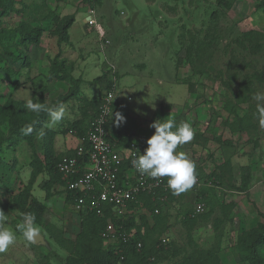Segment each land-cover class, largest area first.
I'll list each match as a JSON object with an SVG mask.
<instances>
[{
  "label": "rangeland",
  "instance_id": "rangeland-1",
  "mask_svg": "<svg viewBox=\"0 0 264 264\" xmlns=\"http://www.w3.org/2000/svg\"><path fill=\"white\" fill-rule=\"evenodd\" d=\"M260 1L0 0V106L8 100L25 105L31 99L49 108L62 103L64 119L52 125L48 115L45 124L55 129L59 148L73 150L80 144L77 133L87 128L96 102L111 88L115 101L111 119L118 111L125 118L110 127L117 154L132 140L147 147L155 131L150 125L157 120L192 125L193 140L177 151L195 162L200 183L161 199L159 214L165 222L150 231L147 248L153 244V250L133 264H171L188 254L185 217L191 220V238L199 247H214L222 264H248L238 258L237 234L256 227L264 212V126L258 109L264 102L254 99L255 94H264V82L255 77L264 71ZM69 14L74 16L69 39L57 44L55 22ZM26 24L40 25L43 33L37 45L23 49L15 30ZM249 31L256 33L253 39L246 37ZM19 53L30 66L14 61ZM56 55L74 78V92L69 81L48 80ZM6 69L15 76L6 75ZM103 73L109 89L99 85L97 78ZM86 101L91 103L88 108ZM5 126L0 125V140ZM33 152L43 157L39 134L33 149L24 141L13 149L0 145V209L7 215L5 226L17 233L15 243L0 253V264H64L67 256L49 236L47 242L32 244L18 231L23 220L11 199L29 181ZM227 161L230 166L225 168ZM244 165L251 170L243 191ZM45 177L44 172L36 177L31 195L44 203L45 221L72 236L81 220L61 185H54L45 198L38 186ZM199 202L204 208L195 215ZM141 211L135 210L139 223ZM36 225L43 230L42 224ZM139 231H144L142 223Z\"/></svg>",
  "mask_w": 264,
  "mask_h": 264
},
{
  "label": "trees",
  "instance_id": "trees-1",
  "mask_svg": "<svg viewBox=\"0 0 264 264\" xmlns=\"http://www.w3.org/2000/svg\"><path fill=\"white\" fill-rule=\"evenodd\" d=\"M258 6L264 8V0H261ZM2 12L4 11L1 10V13ZM73 21L74 16L72 14L64 15L56 20L53 34L57 37V44L68 41V29ZM42 33L43 28L40 25L33 26L26 24L25 28L17 27L15 30V34L19 37L18 44L23 49H27L29 45H37ZM255 34V32L249 31L246 33V37L253 39ZM23 59L24 57L19 53L14 58V61H18L22 67H27L29 61L26 60L25 63H23ZM5 72L6 75L10 77L15 76V72L12 71V69H6ZM48 77V80L58 78L60 80L69 81L72 84L74 83V78L72 77L70 70H68L67 64L61 59L58 60V55H56V57L50 62ZM255 77L259 81L264 82V71L256 73ZM106 78L107 77L104 73L97 78L100 87L103 89H109L111 85ZM74 87L75 85L73 84V92L75 89ZM101 98L96 102V112L100 105ZM85 104L88 108L91 103L86 101ZM44 107L45 110L37 114L27 110L23 102L12 103L8 100L0 106V125L6 124V131L0 140V145L5 143L7 149H13L19 144V142L24 141L33 149L35 147L36 135L41 134L43 140V157H39L35 152L32 153L29 162L31 167L29 181L27 185L19 193L13 195L11 199L13 206L19 211L21 219L23 220V214L25 213L34 214L35 223L42 224L48 236L66 251L67 256L64 264H117L121 262L123 264H133L137 262L138 259L145 257L149 250H153V244L150 248H147L148 239L151 234L150 231L157 226H163V223L165 222V218L161 217L159 214L161 198L171 196L174 192L170 189H157L154 192H138L135 196V201L128 203V212L125 213L123 217L113 216L110 208L107 206H105L104 214L102 216L91 212L82 217L79 216V219L81 220L80 229L72 236L64 229L49 221H45L44 203L31 195V185L36 177L42 172L46 174V177L42 178L38 183V186L45 192V198L51 195L52 187L54 185H61L64 188L65 200L70 204L73 200V193L66 188L65 181L61 179L57 170V163L62 156L60 157L54 152V131L44 128L49 115L47 111L49 107ZM114 120L115 118L113 120L110 119L106 124L108 134ZM29 124L32 125L33 131L31 134L25 135L22 133L21 129ZM88 126L84 131L77 133L79 138L82 139V145L84 146V160L87 157L89 148L86 142ZM238 126H240V124H238ZM142 147L144 149L147 148L143 143ZM74 152L75 149L68 151L64 155H71ZM229 162L230 161H227L225 163V168H227V165L230 166ZM129 168L130 159H123L118 173L120 179L124 172ZM250 168L249 165L240 167L242 173L240 184L243 191L247 190L250 181ZM156 208L158 209V212L154 213V209ZM140 209L143 210L138 215L140 222L144 226V231H142V233L139 231L141 223L137 222L135 217V210L140 211ZM259 215L261 220L256 227L251 229H240L237 234L236 247L238 258L240 261L247 262L248 264H264V212H261ZM108 219H110L114 225H120L126 233L129 234L132 232V235H127V241L124 242L119 238L115 243H104L100 234ZM150 220L153 221L152 226L148 225V221ZM190 221L189 217H185L183 220V223L187 226L190 252L186 255H182L179 259L174 260L171 264H222L214 247H199L197 243L192 241L190 233L192 223ZM137 241L141 242L140 248L136 247ZM130 261L132 262L130 263Z\"/></svg>",
  "mask_w": 264,
  "mask_h": 264
},
{
  "label": "built area",
  "instance_id": "built-area-1",
  "mask_svg": "<svg viewBox=\"0 0 264 264\" xmlns=\"http://www.w3.org/2000/svg\"><path fill=\"white\" fill-rule=\"evenodd\" d=\"M113 103L114 93L111 88L102 96L98 110L89 123L86 134L89 147L86 159L84 160V146L80 139V144L74 148L75 152L62 156L57 163L61 179L65 181L66 188L73 193L71 206L80 217L90 212L102 216L105 206L110 208L113 216L123 217L128 212V203L135 201L138 192L169 189L167 177L154 179L142 175L133 166L132 161L137 158L138 152L136 142L129 143L125 157L113 150L106 130ZM124 158L130 159V168L120 179L118 173ZM199 183L197 177L195 185ZM203 208L204 203L199 202L194 214L201 213ZM157 212L158 209H154V213ZM100 235L105 244H111L117 242L119 238L127 241V235H132V232L126 233L120 225L116 226L108 219ZM162 242H165V239H162ZM136 247L140 248L141 242L137 241Z\"/></svg>",
  "mask_w": 264,
  "mask_h": 264
},
{
  "label": "clouds",
  "instance_id": "clouds-1",
  "mask_svg": "<svg viewBox=\"0 0 264 264\" xmlns=\"http://www.w3.org/2000/svg\"><path fill=\"white\" fill-rule=\"evenodd\" d=\"M254 99L264 102V94H255ZM25 107L33 113H40L45 110L41 103L33 102L29 99ZM259 118L261 126H264V104H258ZM50 116V124L54 125L62 121L66 114L65 106L61 103L47 109ZM111 107L110 115L112 117ZM125 118L121 113H115V120L118 126ZM153 122L150 127L154 128V133L147 139V148L142 155H138L132 161L133 166L142 175L151 178L167 177V186L175 194L186 192L197 183L196 164L184 152L177 151L178 147L191 142L195 136L192 125L183 121L179 124L174 119H167L163 122ZM25 135L31 134L33 127L31 124L21 129ZM7 215L0 209V253L8 250L17 239V233L5 226ZM18 231L27 242H35L39 237V228L35 223V216L32 213L23 214V221L18 225Z\"/></svg>",
  "mask_w": 264,
  "mask_h": 264
},
{
  "label": "crops",
  "instance_id": "crops-1",
  "mask_svg": "<svg viewBox=\"0 0 264 264\" xmlns=\"http://www.w3.org/2000/svg\"><path fill=\"white\" fill-rule=\"evenodd\" d=\"M69 35V34H68ZM108 43V42H107ZM103 44L104 43H102V47H103ZM28 66H30L29 64H28ZM115 102V101H114ZM114 104V103H113ZM113 107H114V105H112V109H113ZM119 112V111H118ZM113 113H114V109H113ZM113 113H112V115H113ZM112 118V117H111ZM110 118V119H111ZM47 122V121H46ZM46 122H45V124H46ZM110 127V126H109ZM44 128H48V129H51V130H53V131H55V129L54 128H51V127H49V126H46L45 125V127ZM40 136H41V134H39ZM113 137V135H112V133H110L109 132V134H108V132H107V138H108V140H109V142L111 143V145H112V141H111V138ZM41 139H42V137H41ZM132 141H134V142H136V144L138 145V153H140V151H142V149H143V147H142V144H141V142H139V141H135V140H132ZM131 142V141H130ZM57 135L54 133V137H53V146H54V152H55V154L56 155H60V154H64L65 152H68V151H71V149H69V147H64V146H62V147H58L57 146ZM115 144H116V142H115ZM113 147V146H112ZM128 147H129V144H128V146L126 147V146H121V147H119V149H120V154H122L123 155V157H125V154L127 153V150H128ZM74 150V149H73ZM124 159H127V158H124ZM71 205V204H70ZM72 207V206H71ZM73 208V207H72ZM74 210V209H73ZM77 215H78V213H77ZM79 216V215H78ZM53 223V222H52ZM54 224V223H53ZM39 234L40 235H42V237H43V239H44V242H47V241H45L46 240V235L48 236V234L46 233V231L44 230V228H43V230L42 231H39ZM31 243V242H30ZM33 244V243H32ZM42 253H44L45 251H41Z\"/></svg>",
  "mask_w": 264,
  "mask_h": 264
},
{
  "label": "water",
  "instance_id": "water-1",
  "mask_svg": "<svg viewBox=\"0 0 264 264\" xmlns=\"http://www.w3.org/2000/svg\"><path fill=\"white\" fill-rule=\"evenodd\" d=\"M31 243H33V244L44 243V239H43L42 235L39 234V237L36 238V241L35 242H31Z\"/></svg>",
  "mask_w": 264,
  "mask_h": 264
}]
</instances>
